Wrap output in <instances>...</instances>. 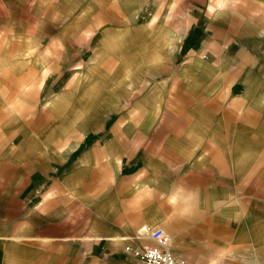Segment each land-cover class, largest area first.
Here are the masks:
<instances>
[{
  "label": "crops",
  "instance_id": "obj_1",
  "mask_svg": "<svg viewBox=\"0 0 264 264\" xmlns=\"http://www.w3.org/2000/svg\"><path fill=\"white\" fill-rule=\"evenodd\" d=\"M117 1L148 7V27L114 33L129 47L100 86L91 58L85 118L50 146L0 147V199L21 204L0 218V264H143L145 226L189 264L239 248L261 264L264 0Z\"/></svg>",
  "mask_w": 264,
  "mask_h": 264
},
{
  "label": "rangeland",
  "instance_id": "obj_2",
  "mask_svg": "<svg viewBox=\"0 0 264 264\" xmlns=\"http://www.w3.org/2000/svg\"><path fill=\"white\" fill-rule=\"evenodd\" d=\"M150 15L148 7L130 10L117 0H0V147L50 146L56 130L74 127L72 117L85 118L87 92H96L86 80L91 58L99 50L104 57L95 71L99 78L94 85L100 86L102 73L118 72V58L129 47L128 40L116 39L114 33L148 27ZM106 34L113 38L107 37L112 51L121 43L126 46L117 53L105 50ZM36 133L42 135L40 142ZM1 154L11 159L14 153ZM7 204L15 213L21 208L17 199H0V218ZM19 244L17 258L28 259V241ZM256 250L264 264L263 249ZM253 253L252 248L222 249L204 264H254Z\"/></svg>",
  "mask_w": 264,
  "mask_h": 264
},
{
  "label": "built area",
  "instance_id": "obj_3",
  "mask_svg": "<svg viewBox=\"0 0 264 264\" xmlns=\"http://www.w3.org/2000/svg\"><path fill=\"white\" fill-rule=\"evenodd\" d=\"M143 232L154 241V244H146L134 250L143 264H189L174 255L172 239L164 228L145 226Z\"/></svg>",
  "mask_w": 264,
  "mask_h": 264
},
{
  "label": "bare ground",
  "instance_id": "obj_4",
  "mask_svg": "<svg viewBox=\"0 0 264 264\" xmlns=\"http://www.w3.org/2000/svg\"><path fill=\"white\" fill-rule=\"evenodd\" d=\"M171 237V236H170ZM172 243H173V241H172Z\"/></svg>",
  "mask_w": 264,
  "mask_h": 264
}]
</instances>
